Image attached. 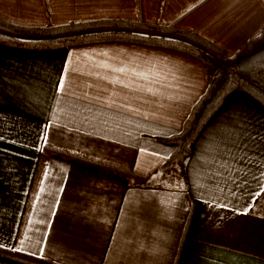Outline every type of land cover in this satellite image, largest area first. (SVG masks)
Wrapping results in <instances>:
<instances>
[{
  "label": "crops",
  "instance_id": "obj_1",
  "mask_svg": "<svg viewBox=\"0 0 264 264\" xmlns=\"http://www.w3.org/2000/svg\"><path fill=\"white\" fill-rule=\"evenodd\" d=\"M0 18L177 23L233 53L264 28V0H0ZM101 51L151 82L125 88L89 75L105 73L93 67L107 59ZM208 81L196 58L122 37L44 50L0 43V264H33L16 252L51 264H264L260 101L233 91L183 163L158 170L175 149L160 138L182 129ZM45 143L133 175L45 152Z\"/></svg>",
  "mask_w": 264,
  "mask_h": 264
},
{
  "label": "trees",
  "instance_id": "obj_2",
  "mask_svg": "<svg viewBox=\"0 0 264 264\" xmlns=\"http://www.w3.org/2000/svg\"><path fill=\"white\" fill-rule=\"evenodd\" d=\"M67 34H76V36L59 37ZM110 37H122L141 44L181 51L199 60L209 75L207 87L191 107L182 129L176 134L160 138L174 144L175 149L158 170H167L174 164L183 163L191 153L192 144L203 125L219 110L233 91L244 90L264 105V28L251 36L235 52L227 53L197 33L179 28L177 23L161 25L142 21L101 19L33 27L15 25L0 18V43L15 48L44 50ZM43 149L45 152L81 158L132 174L121 164L54 144L45 143ZM262 196H264V183L258 198ZM9 256L33 264H51L19 252Z\"/></svg>",
  "mask_w": 264,
  "mask_h": 264
},
{
  "label": "snow or ice",
  "instance_id": "obj_3",
  "mask_svg": "<svg viewBox=\"0 0 264 264\" xmlns=\"http://www.w3.org/2000/svg\"><path fill=\"white\" fill-rule=\"evenodd\" d=\"M83 55L87 56L88 53H83ZM99 55L106 57L107 59L101 60L99 62H94L93 67L97 69H103L105 70L104 74H101L100 72H90L88 73L89 75H95L100 79L107 80L108 83L114 84V85H121L125 88L129 87L131 82L135 79L139 80H145V81H150V75L148 72H144L142 70H139V66L132 67L130 62H124L120 61L119 64L112 63L111 61L116 60L117 58L114 56H110L108 51H101ZM71 62V58L70 61ZM69 69L67 66L64 69V75L61 76V79L59 80L58 84V91L63 93L65 86H66V76L68 73ZM108 73H112L115 75H108ZM123 77V78H122ZM148 92L153 93L154 95L156 94L153 92V89L151 87H148L146 89ZM45 141H47V135L43 137ZM144 149H141V152H143ZM48 173L47 170L45 171V177H47ZM40 192H44V188H40ZM37 199L39 200L40 197L38 196ZM223 206V205H220ZM21 245L25 243L24 240L20 241ZM0 247H4L3 244H0ZM14 251H21V248H14Z\"/></svg>",
  "mask_w": 264,
  "mask_h": 264
},
{
  "label": "water",
  "instance_id": "obj_4",
  "mask_svg": "<svg viewBox=\"0 0 264 264\" xmlns=\"http://www.w3.org/2000/svg\"><path fill=\"white\" fill-rule=\"evenodd\" d=\"M72 36H76L75 34H69V35H62V36H59L61 38H64V37H72Z\"/></svg>",
  "mask_w": 264,
  "mask_h": 264
},
{
  "label": "rangeland",
  "instance_id": "obj_5",
  "mask_svg": "<svg viewBox=\"0 0 264 264\" xmlns=\"http://www.w3.org/2000/svg\"><path fill=\"white\" fill-rule=\"evenodd\" d=\"M67 35H69V34H67ZM76 35V34H75Z\"/></svg>",
  "mask_w": 264,
  "mask_h": 264
}]
</instances>
